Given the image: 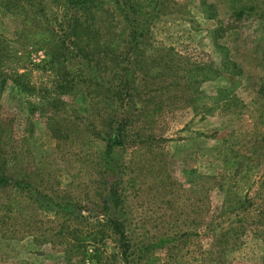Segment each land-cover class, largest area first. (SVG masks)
<instances>
[{
    "label": "rangeland",
    "instance_id": "obj_1",
    "mask_svg": "<svg viewBox=\"0 0 264 264\" xmlns=\"http://www.w3.org/2000/svg\"><path fill=\"white\" fill-rule=\"evenodd\" d=\"M33 3H0V264H264V0H91L77 45Z\"/></svg>",
    "mask_w": 264,
    "mask_h": 264
},
{
    "label": "trees",
    "instance_id": "obj_2",
    "mask_svg": "<svg viewBox=\"0 0 264 264\" xmlns=\"http://www.w3.org/2000/svg\"><path fill=\"white\" fill-rule=\"evenodd\" d=\"M90 1L91 0H50V2L56 5L57 7L63 6L66 9V11H69V9H74V11L70 13L69 15L67 13H64V14H67L68 17H65L61 20L58 19L56 16H53L52 18L55 21L47 18L44 13V6H42L40 3L39 4L37 3L38 4L37 8L33 10L35 14L34 17H37V18H33V19L34 21H37L38 23H40V26L45 28V30H48L46 28H48V26L51 25L52 27L49 28L48 32L51 34H54L58 39L57 41H60L61 43L66 42L68 43V45H75V44L77 45L78 43H81V42L89 43L88 41L89 37H85L87 35V31L86 29H84L85 28L84 24H86V19H87L86 18L87 10L85 9H87ZM1 2L7 9L11 10L15 8H20V10H24V11H25L26 6H29L31 8L32 5L34 4L33 0H0V3ZM39 19L42 20V22H40ZM138 35L140 36L142 34L139 32ZM112 64L114 65H111L109 67L111 69H113V67L117 63L113 62ZM116 93L117 91H114V94ZM109 124H111V121L109 122ZM125 136L126 135L120 129V122H119L117 124V127L113 129L112 135H108V137L105 136L104 139L108 142V147L110 148L113 145H121L123 143V139ZM228 150L230 152H233L234 155H230L227 157V155L229 154ZM219 154L223 155V158H224V161L226 162L227 167H231L235 164L237 165L239 162L235 160L236 159L235 157L238 155V153L236 151L229 149L227 146L223 147L218 152V155ZM6 179L7 178H5V182H3V177L0 176V185L7 184ZM238 200L239 202H241V204L243 203L242 199H238ZM110 223L114 225H119V221L114 220V219H112ZM117 231L119 232V230ZM121 233L123 234V232ZM85 238L86 237H83L82 239H85ZM165 242H167L165 238L158 239V241L154 243L145 245L144 248L150 250L152 247L162 246ZM120 253L122 256H127V253L129 252L126 246L124 249H122V251H120Z\"/></svg>",
    "mask_w": 264,
    "mask_h": 264
}]
</instances>
